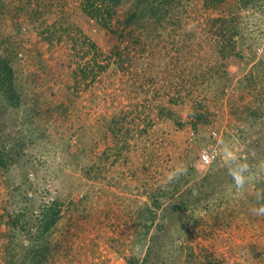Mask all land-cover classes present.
<instances>
[{
    "label": "rangeland",
    "instance_id": "1",
    "mask_svg": "<svg viewBox=\"0 0 264 264\" xmlns=\"http://www.w3.org/2000/svg\"><path fill=\"white\" fill-rule=\"evenodd\" d=\"M237 1L180 0L127 29L131 2L99 21L83 0H0V73L21 104L0 93V139L18 159L0 169V264L31 263L50 207L41 264H264L251 211L264 191V7L240 8L233 51L217 29ZM229 149L257 177L243 190Z\"/></svg>",
    "mask_w": 264,
    "mask_h": 264
},
{
    "label": "trees",
    "instance_id": "2",
    "mask_svg": "<svg viewBox=\"0 0 264 264\" xmlns=\"http://www.w3.org/2000/svg\"><path fill=\"white\" fill-rule=\"evenodd\" d=\"M131 2L130 4L133 5L134 11H132L127 17H126V24L127 29L131 25L132 22H136L138 18L144 17L146 14L144 12L147 10L152 15H157L159 12L163 13V15H167L171 12V9L177 6V2L180 0H83V9L87 12L89 16H91L94 19H97L99 21H104L105 15L109 14H115L116 8L119 5H122L123 2ZM159 4L157 5V3ZM264 7V0H238L237 2H234L233 4V25L227 23L225 21L220 23V27L217 33L222 35L224 41H231L233 40V51L235 50V44L237 41L235 39L237 37H240L241 35V25L238 23V17L239 13L238 11L240 8H256ZM162 17V16H161ZM218 19H216L217 21ZM229 22V19H226ZM107 26V24H105ZM228 45L231 44L226 42ZM231 46V45H230ZM226 48V47H225ZM224 56H227V53L223 52L221 53ZM8 74H1L0 73V93L3 92L4 96V103L8 102V104L11 102V105H13L15 108L18 109L20 104V97L19 94H15L17 91L15 90L13 83L8 82L6 77H8ZM6 76V77H5ZM10 105V104H9ZM2 137L0 133V138ZM12 137L7 138L6 140L0 139V169L6 171L10 168V165L14 164L15 162H18V159L15 158V148L13 147V144L11 143ZM57 215L58 211L50 207L45 212L44 217L42 219V226L43 230L41 231V235H37L35 237L36 241L38 242L39 248L36 250L35 253H37L36 256L32 257L30 260V264H41L42 260L41 256H43L45 249L47 247L42 245V241L44 236L48 235L50 233L51 228L54 226V224L57 221ZM145 262V261H144ZM146 263V262H145Z\"/></svg>",
    "mask_w": 264,
    "mask_h": 264
},
{
    "label": "clouds",
    "instance_id": "3",
    "mask_svg": "<svg viewBox=\"0 0 264 264\" xmlns=\"http://www.w3.org/2000/svg\"><path fill=\"white\" fill-rule=\"evenodd\" d=\"M226 157L229 162L238 160L237 156L232 150H226ZM239 161V160H238ZM187 172L186 167L183 165L177 166L172 172L167 173V181L171 182L175 179H179L181 175H185ZM228 174L232 177L234 184L238 190H243L246 184L251 183L257 177L251 172L250 166L246 162H240L235 168H229ZM257 205L254 206L251 211L256 216H264V191H258L256 193Z\"/></svg>",
    "mask_w": 264,
    "mask_h": 264
},
{
    "label": "built area",
    "instance_id": "4",
    "mask_svg": "<svg viewBox=\"0 0 264 264\" xmlns=\"http://www.w3.org/2000/svg\"><path fill=\"white\" fill-rule=\"evenodd\" d=\"M218 158V151L216 148H207L201 153V160L206 165H211Z\"/></svg>",
    "mask_w": 264,
    "mask_h": 264
}]
</instances>
